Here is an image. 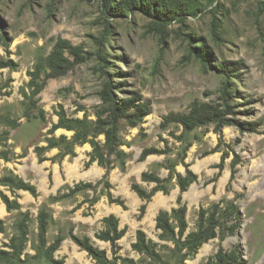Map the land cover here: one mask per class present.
<instances>
[{
  "label": "rangeland",
  "instance_id": "rangeland-1",
  "mask_svg": "<svg viewBox=\"0 0 264 264\" xmlns=\"http://www.w3.org/2000/svg\"><path fill=\"white\" fill-rule=\"evenodd\" d=\"M196 1L203 5L196 15L162 27L139 10L105 11L101 0H0V62L8 65L0 67V247L9 253L0 264H100L74 236L88 237L112 264H206L220 248L237 249L244 264H264V0ZM59 39L81 46L87 60L49 78L28 118L29 71ZM204 42L207 61L191 47ZM223 62L231 67L228 76L218 68ZM107 80L117 101L135 97L151 113L135 126L120 120L119 156L107 154L105 135L96 137L102 165L91 143L73 142L74 130L51 129L62 109L70 119L93 123ZM195 101L223 106L232 124L185 130L165 120L188 112ZM61 135L65 143L37 150ZM143 172L159 176L167 190L142 199L134 184L147 193L157 185L144 181ZM180 176L189 182L184 192ZM231 202L239 218L221 213L217 236L190 251L186 236L197 230L200 210ZM182 204L185 234L163 237L159 211ZM41 211L47 213L42 243ZM110 215L126 230L114 249L98 237ZM138 230L152 240L154 256L133 248Z\"/></svg>",
  "mask_w": 264,
  "mask_h": 264
},
{
  "label": "trees",
  "instance_id": "trees-1",
  "mask_svg": "<svg viewBox=\"0 0 264 264\" xmlns=\"http://www.w3.org/2000/svg\"><path fill=\"white\" fill-rule=\"evenodd\" d=\"M211 2L215 0H210ZM102 6L105 11L112 14H127L129 11L139 10L152 17L157 26H165L168 22L177 19L183 14L196 15L203 7L200 1L196 0H101ZM108 30V27L105 28ZM104 38H106L105 31L103 32ZM200 45H191L192 49L196 51V55L204 61L208 60L210 55L209 47L207 43H199ZM68 52L74 56L73 60L65 55ZM87 60L85 51L81 46L74 45L67 39H59L55 44L50 55L44 58H40L34 68L29 71L30 80L28 87L30 93H25V98L28 100L26 116L30 117L32 108L37 104L35 97L38 96L43 90L46 81L49 78H56L66 74L74 66ZM8 66L3 62H0V67ZM224 73L225 76L230 74L231 67L226 62H223L218 67ZM226 93V91H225ZM101 104L96 111V120L93 123H89L86 119L81 118H68L62 109L59 113V121L53 125L52 131L64 127L70 130H74L73 142L84 143L89 142L93 147V158L98 159L102 165H107L105 161V155L101 152L100 144L96 140L98 135H105V148L108 155L119 156L121 151L119 146L121 140L119 136V123L120 120L126 119L130 125H137L138 121L142 120L146 115L150 114V108L147 103H138L135 97L127 99L126 101H117V97L114 93V87L111 81L107 80L104 87L99 93ZM132 108H135L133 111ZM226 108L221 105H217L213 102H200L195 101L190 110L186 113H170L166 116L165 120L170 122L180 123L185 130H191L197 126L206 125L209 123H217L219 125L232 124L229 119H226ZM245 125V123L241 124ZM67 137L61 135L59 139L50 137L47 139L48 144L45 147H37V150L41 151L46 148H53L61 143H65ZM68 146L69 144L66 143ZM147 155V152L143 153V157ZM235 170L232 176L235 175ZM142 179L148 182H156V187L149 193L142 189L138 184L132 186L133 190L144 200H150L154 193L160 189L167 190L165 187H161L162 179L149 172L142 173ZM181 192L186 191L189 182L182 176L178 179ZM80 184L76 186L79 188ZM28 189L27 187H20ZM31 190V189H28ZM34 190V189H32ZM4 202L10 208L9 202L6 197H3ZM182 197H178V202L181 203ZM146 210V204L141 207V212ZM231 213L238 219L240 216L239 207L234 203H229L225 208L221 206V203H216L212 206L210 211L201 209L198 218L197 230L192 231L186 236L187 247L190 251L195 252L198 248L210 239L217 236V227L220 225L219 215L221 213ZM187 207L185 204L179 207L172 208L171 211L160 210L156 217V227L162 231L163 237H175L176 234L183 236L187 230ZM172 219L176 220V225L173 224ZM106 224V230H103L98 237L102 240L109 241L114 247L117 242L124 236L126 230L119 229L118 219L114 215H110L104 218ZM178 228V232H176ZM230 232H234L233 226L230 227ZM3 220L0 218V231H3ZM39 229H40V241H45V235L47 230V213L41 211L39 214ZM22 230L21 237L25 236V231ZM74 240L86 250L98 263L100 264H112V261L108 258L106 251L94 246L88 237L80 239L73 237ZM62 237H59L50 247V251H54L61 241ZM133 248L138 252H143L150 256H154L155 249L153 247L152 240L147 238L146 233L143 230H138L137 240L133 243ZM114 253H116L114 251ZM9 255L7 251L0 247V259ZM126 260V259H125ZM244 260L241 258L238 250L225 251L220 248L214 256L210 257L206 264H244Z\"/></svg>",
  "mask_w": 264,
  "mask_h": 264
},
{
  "label": "bare ground",
  "instance_id": "bare-ground-1",
  "mask_svg": "<svg viewBox=\"0 0 264 264\" xmlns=\"http://www.w3.org/2000/svg\"><path fill=\"white\" fill-rule=\"evenodd\" d=\"M174 198V197H173Z\"/></svg>",
  "mask_w": 264,
  "mask_h": 264
}]
</instances>
